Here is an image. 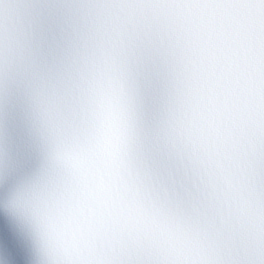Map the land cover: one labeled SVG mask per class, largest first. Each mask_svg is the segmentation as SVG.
Wrapping results in <instances>:
<instances>
[{"label": "snow or ice", "instance_id": "obj_1", "mask_svg": "<svg viewBox=\"0 0 264 264\" xmlns=\"http://www.w3.org/2000/svg\"><path fill=\"white\" fill-rule=\"evenodd\" d=\"M0 264H264V0H0Z\"/></svg>", "mask_w": 264, "mask_h": 264}]
</instances>
